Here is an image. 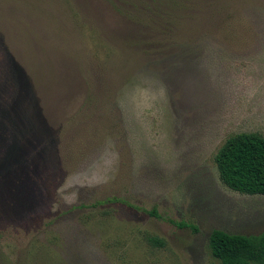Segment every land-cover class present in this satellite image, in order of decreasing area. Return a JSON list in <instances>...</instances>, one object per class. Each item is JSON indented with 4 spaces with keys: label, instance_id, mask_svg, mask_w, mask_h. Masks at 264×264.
Masks as SVG:
<instances>
[{
    "label": "rangeland",
    "instance_id": "rangeland-1",
    "mask_svg": "<svg viewBox=\"0 0 264 264\" xmlns=\"http://www.w3.org/2000/svg\"><path fill=\"white\" fill-rule=\"evenodd\" d=\"M239 133L264 0H0V264H221L213 230L264 232L215 162Z\"/></svg>",
    "mask_w": 264,
    "mask_h": 264
},
{
    "label": "trees",
    "instance_id": "trees-1",
    "mask_svg": "<svg viewBox=\"0 0 264 264\" xmlns=\"http://www.w3.org/2000/svg\"><path fill=\"white\" fill-rule=\"evenodd\" d=\"M215 162L228 188L247 195H264L263 135L239 133L230 137L217 152ZM209 247L221 264H264V232L241 235L213 230Z\"/></svg>",
    "mask_w": 264,
    "mask_h": 264
}]
</instances>
